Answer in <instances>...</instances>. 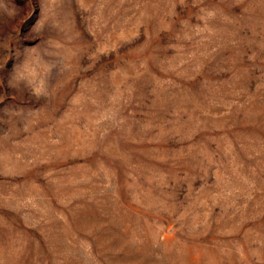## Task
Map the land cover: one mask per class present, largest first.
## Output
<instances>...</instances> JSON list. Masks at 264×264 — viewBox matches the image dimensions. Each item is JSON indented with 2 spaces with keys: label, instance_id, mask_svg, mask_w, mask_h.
Returning <instances> with one entry per match:
<instances>
[{
  "label": "rangeland",
  "instance_id": "rangeland-1",
  "mask_svg": "<svg viewBox=\"0 0 264 264\" xmlns=\"http://www.w3.org/2000/svg\"><path fill=\"white\" fill-rule=\"evenodd\" d=\"M0 264H264V0H0Z\"/></svg>",
  "mask_w": 264,
  "mask_h": 264
}]
</instances>
